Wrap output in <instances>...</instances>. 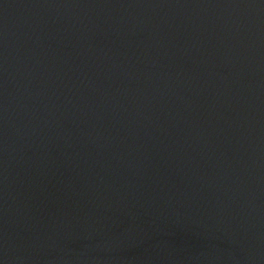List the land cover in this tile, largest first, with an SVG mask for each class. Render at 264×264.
<instances>
[{"label": "water", "instance_id": "1", "mask_svg": "<svg viewBox=\"0 0 264 264\" xmlns=\"http://www.w3.org/2000/svg\"><path fill=\"white\" fill-rule=\"evenodd\" d=\"M0 264H264V0H0Z\"/></svg>", "mask_w": 264, "mask_h": 264}]
</instances>
